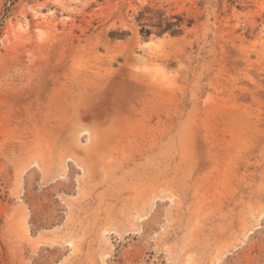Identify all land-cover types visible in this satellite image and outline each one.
Segmentation results:
<instances>
[{
  "label": "rangeland",
  "instance_id": "374dc122",
  "mask_svg": "<svg viewBox=\"0 0 264 264\" xmlns=\"http://www.w3.org/2000/svg\"><path fill=\"white\" fill-rule=\"evenodd\" d=\"M0 264H264V0H0Z\"/></svg>",
  "mask_w": 264,
  "mask_h": 264
}]
</instances>
